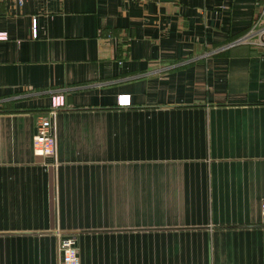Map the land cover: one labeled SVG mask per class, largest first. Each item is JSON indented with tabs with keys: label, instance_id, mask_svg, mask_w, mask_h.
Wrapping results in <instances>:
<instances>
[{
	"label": "crops",
	"instance_id": "0c3cea01",
	"mask_svg": "<svg viewBox=\"0 0 264 264\" xmlns=\"http://www.w3.org/2000/svg\"><path fill=\"white\" fill-rule=\"evenodd\" d=\"M262 3L0 0V264H264Z\"/></svg>",
	"mask_w": 264,
	"mask_h": 264
},
{
	"label": "built area",
	"instance_id": "2783aa9c",
	"mask_svg": "<svg viewBox=\"0 0 264 264\" xmlns=\"http://www.w3.org/2000/svg\"><path fill=\"white\" fill-rule=\"evenodd\" d=\"M22 3L24 0H17ZM261 1V0H258ZM259 15L254 19L252 28L249 35L246 38L251 40L254 36L255 41L259 44H264V3H262ZM35 28H37V23L35 22ZM0 35H4L0 33ZM131 98L130 94H120L118 97V102L121 105L130 104ZM60 102H56L53 99L52 112H56L57 106ZM35 144L37 147V152L40 154L54 155L57 148V140L53 127V121L51 118H43L39 125L38 130L35 135ZM261 213L264 219V198L261 203ZM59 250L61 253L62 264H79L80 253H79V237L77 234H61L59 241Z\"/></svg>",
	"mask_w": 264,
	"mask_h": 264
}]
</instances>
